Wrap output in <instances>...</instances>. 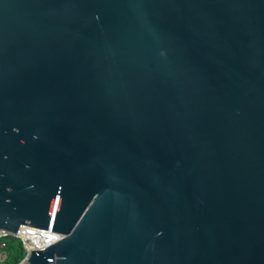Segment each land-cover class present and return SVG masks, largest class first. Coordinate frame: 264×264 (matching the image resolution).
<instances>
[{
  "label": "water",
  "instance_id": "1",
  "mask_svg": "<svg viewBox=\"0 0 264 264\" xmlns=\"http://www.w3.org/2000/svg\"><path fill=\"white\" fill-rule=\"evenodd\" d=\"M0 229L21 264H264V0H0Z\"/></svg>",
  "mask_w": 264,
  "mask_h": 264
},
{
  "label": "rangeland",
  "instance_id": "2",
  "mask_svg": "<svg viewBox=\"0 0 264 264\" xmlns=\"http://www.w3.org/2000/svg\"><path fill=\"white\" fill-rule=\"evenodd\" d=\"M7 241H9V247L6 246L0 249V264H11L14 257L18 254L19 260L17 261V264L21 263L27 255V252H24L23 255H21V244L16 239H7Z\"/></svg>",
  "mask_w": 264,
  "mask_h": 264
},
{
  "label": "built area",
  "instance_id": "3",
  "mask_svg": "<svg viewBox=\"0 0 264 264\" xmlns=\"http://www.w3.org/2000/svg\"><path fill=\"white\" fill-rule=\"evenodd\" d=\"M12 238L21 242L23 245V248L25 249L26 252H30V250L27 249L25 239L22 236H20L18 233H11L5 229H0V249L6 247L8 245L7 239H12ZM54 242H52L51 244H53ZM49 245H47V246H49ZM46 247H44V248H46ZM44 248H42V249H44ZM21 263H19V264H21Z\"/></svg>",
  "mask_w": 264,
  "mask_h": 264
},
{
  "label": "trees",
  "instance_id": "4",
  "mask_svg": "<svg viewBox=\"0 0 264 264\" xmlns=\"http://www.w3.org/2000/svg\"><path fill=\"white\" fill-rule=\"evenodd\" d=\"M7 243H8L7 247H9V241H7ZM20 244H21V251H20V253H22L21 255H23V253L26 252V251H25V249L23 248V245H22L21 242H20ZM18 255H19V254H18ZM18 255L14 257V260H13V262H12L11 264H17V263H18V262H17V261L19 260Z\"/></svg>",
  "mask_w": 264,
  "mask_h": 264
},
{
  "label": "bare ground",
  "instance_id": "5",
  "mask_svg": "<svg viewBox=\"0 0 264 264\" xmlns=\"http://www.w3.org/2000/svg\"><path fill=\"white\" fill-rule=\"evenodd\" d=\"M19 235H20V234H19ZM20 236H21V235H20ZM22 237H23V236H22ZM53 242H54V241H53ZM25 243H26V241H25ZM51 243H52V242H51ZM51 243H50V244H51ZM48 245H49V244H48ZM46 246H47V245H46ZM46 246H45V247H46ZM26 247H27V244H26ZM43 248H44V247H43ZM27 249H28V250H33V249H42V248H28V247H27Z\"/></svg>",
  "mask_w": 264,
  "mask_h": 264
}]
</instances>
